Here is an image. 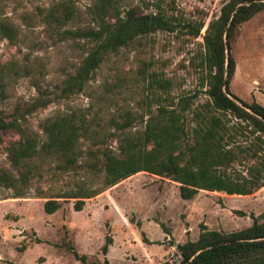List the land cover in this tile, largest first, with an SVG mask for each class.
Returning a JSON list of instances; mask_svg holds the SVG:
<instances>
[{"label":"trees","instance_id":"obj_1","mask_svg":"<svg viewBox=\"0 0 264 264\" xmlns=\"http://www.w3.org/2000/svg\"><path fill=\"white\" fill-rule=\"evenodd\" d=\"M153 5L154 10L146 11L139 4L122 8L120 0H97L88 10L89 23L74 29L65 27L74 11L64 1L54 2L39 16L57 34L83 40L86 49L58 91L48 92L35 81L36 94L30 100L0 110V145L9 163L0 168V188L11 191L3 198H45L43 209L48 214L74 199L73 209L80 211L87 199L140 171L177 182L183 199L193 198L201 189L249 195L264 186V106L255 98L243 101L230 91L235 71L232 43L240 25L264 9V0H227L207 23L199 64L204 71V102L195 104V90L177 101L157 102L155 109L149 105L144 113L118 111L102 118L86 110H67L41 118L37 128L30 125L31 114L83 92L113 55L141 37L179 28L194 37L200 34L203 21L183 23L160 2ZM16 37L15 26L0 18V39ZM150 65L143 62L137 75L147 80L150 92L168 90L170 80L149 71ZM20 71L32 73L27 66ZM8 77L0 69V88ZM107 84L104 92L115 93L113 89L120 87V82ZM229 117L237 123L229 126ZM138 121L142 126L132 131ZM4 133L14 137L5 138ZM61 177L67 180L60 181ZM251 218L250 225L230 232L200 223L197 239L176 245L177 264H264V220L252 214ZM112 241L107 232L101 264H109L106 254ZM68 249L82 264H100L88 263L72 245Z\"/></svg>","mask_w":264,"mask_h":264},{"label":"rangeland","instance_id":"obj_2","mask_svg":"<svg viewBox=\"0 0 264 264\" xmlns=\"http://www.w3.org/2000/svg\"><path fill=\"white\" fill-rule=\"evenodd\" d=\"M57 1L73 7V18L65 27L74 29L89 23L88 10L97 0H0V18H7L17 29L15 40L0 39V69L9 75L0 88V110L30 100L36 94L35 81L48 92L58 91L56 88L83 57V40L59 35L40 21L39 16ZM225 1L120 0L122 8L139 4L146 11L154 10L153 4L160 2L180 22L203 21L204 26L196 37L188 34L186 28L141 37L113 55L83 92L31 114L30 125L37 128L41 118L67 110H86L102 118L118 111L144 113L149 105L155 109L157 102L177 101L180 95L195 90V104L204 102V71L199 65L202 35ZM232 55L235 71L230 91L243 101L255 98L264 106V9L240 25ZM143 62L151 64L149 71L168 78L171 87L150 92L147 80L137 75ZM26 66L31 75L20 71ZM106 81L107 85L120 82V87L113 89L115 93L104 92ZM229 121V126L237 123L233 117ZM135 124L132 131L142 126L140 121ZM3 136L14 137L9 133ZM5 167L9 163L0 145V168ZM65 180L66 177L60 179ZM178 185L168 178L140 171L87 199L80 211L73 209L74 199H70L51 214L43 209L45 198H3L10 196L11 191L0 188V264H82L68 249L70 245L79 255L84 254L88 263L101 264V246L107 232L113 239L106 254L109 264H177L176 245L197 239L200 223L205 222L209 229L230 232L250 225L251 214L264 220V186L249 195L201 189L193 198L183 199Z\"/></svg>","mask_w":264,"mask_h":264},{"label":"water","instance_id":"obj_3","mask_svg":"<svg viewBox=\"0 0 264 264\" xmlns=\"http://www.w3.org/2000/svg\"><path fill=\"white\" fill-rule=\"evenodd\" d=\"M242 4H244V2L238 4V5L235 7L234 11L238 8V6H240V5H242ZM229 96H230V95H229ZM230 97H231V96H230ZM231 98H232V97H231ZM170 243L173 244V241H171ZM224 243H225V242H224ZM187 264H188V263H187Z\"/></svg>","mask_w":264,"mask_h":264},{"label":"crops","instance_id":"obj_4","mask_svg":"<svg viewBox=\"0 0 264 264\" xmlns=\"http://www.w3.org/2000/svg\"><path fill=\"white\" fill-rule=\"evenodd\" d=\"M200 191V190H199ZM206 191V190H203ZM207 192H216V191H207ZM102 194V193H101ZM99 196V195H98ZM205 224V222H203ZM206 226L209 228V226L206 224Z\"/></svg>","mask_w":264,"mask_h":264},{"label":"built area","instance_id":"obj_5","mask_svg":"<svg viewBox=\"0 0 264 264\" xmlns=\"http://www.w3.org/2000/svg\"><path fill=\"white\" fill-rule=\"evenodd\" d=\"M170 254H171V256H173V255H174V253H173V252H171Z\"/></svg>","mask_w":264,"mask_h":264}]
</instances>
